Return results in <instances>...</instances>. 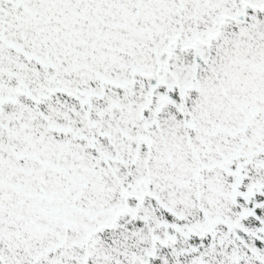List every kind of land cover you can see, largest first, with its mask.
<instances>
[{"label": "snow or ice", "instance_id": "1", "mask_svg": "<svg viewBox=\"0 0 264 264\" xmlns=\"http://www.w3.org/2000/svg\"><path fill=\"white\" fill-rule=\"evenodd\" d=\"M0 264H264V0H0Z\"/></svg>", "mask_w": 264, "mask_h": 264}]
</instances>
